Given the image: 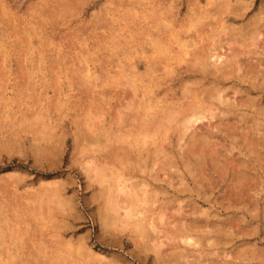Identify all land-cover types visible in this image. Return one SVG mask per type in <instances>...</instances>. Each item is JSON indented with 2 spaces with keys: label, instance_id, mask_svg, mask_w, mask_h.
Instances as JSON below:
<instances>
[{
  "label": "rangeland",
  "instance_id": "obj_1",
  "mask_svg": "<svg viewBox=\"0 0 264 264\" xmlns=\"http://www.w3.org/2000/svg\"><path fill=\"white\" fill-rule=\"evenodd\" d=\"M167 1L0 0V264H75L74 256L79 249L82 253H91V256L83 257L82 262L77 264L264 263V134H261L264 130H259L260 126L264 128L263 115L255 118L252 113H247L244 120L239 115L245 112L237 109L236 116L228 120L218 118L212 121L223 123L224 127L228 126L227 122H230L229 125L235 123L236 130L230 132L223 129L220 132L204 128L200 132L211 136L208 138V150L213 151L212 156L228 168L225 167L224 172L220 170L221 175L211 174V180H205L199 187L188 173L190 161L186 147L181 148L176 137L166 149L169 150L166 154L172 156L171 168L155 166V159H160L157 163L162 161L163 154L156 157L154 147L149 154L140 153V148L134 149L118 138L119 128L123 126L118 122L119 113L126 103L124 90L130 89V93L134 90L125 86L126 78L123 76L130 75L129 66L132 63L136 67L139 64L138 70L143 68L144 52L152 56L150 43L158 32L156 30L164 29L168 24L166 18L177 11L171 9V1ZM178 2L182 3L178 6L180 18H185L194 4L203 9L205 5L207 9L212 7L207 5L210 0L198 1L200 5L194 0ZM260 8L258 0L254 10L248 13L247 20L251 17L254 20L256 15L262 14ZM208 17L210 21L212 18ZM240 25L241 22L237 24ZM262 34L264 36V31ZM263 40L264 37H261L257 45L248 50L251 56L238 58L239 65L237 62L231 64L230 71L236 64L233 73L238 77L232 78L233 75L230 78L232 81L226 85H229L228 97L233 101L247 96L251 90L248 89L251 88L250 79L264 75ZM173 47L177 48L176 45ZM230 49L229 46L224 47L222 55L231 58ZM168 50L173 52L172 48L166 49L154 57H159L162 62L170 54ZM176 54L177 51L171 55ZM171 63L172 69H178L175 74L165 75L168 72L162 68L158 79L161 86L157 89V100L163 102V99H168L164 103L166 105L171 104L174 96H182L186 85H182V81L187 80L189 75L185 74L184 65L180 67L174 60ZM239 77L242 79L239 80ZM256 95L258 92L253 97ZM258 106L264 108V102L258 103ZM88 124L95 127L90 129ZM245 127H248L247 130ZM96 129L100 132L94 135ZM42 135L46 140L41 143L38 139ZM100 137L109 143H103ZM93 140L100 142L98 153L92 149L96 146ZM248 143L255 146L248 147ZM90 145L93 147L88 148ZM107 159L111 163L114 160L115 164ZM91 162L93 168L98 169L99 166L98 170L102 167L111 172L122 170L130 184L141 183L138 187L147 189L148 207H152L155 213L159 234H153L148 242L140 237L133 222L129 226V222L126 225V221L119 219L120 222L113 220L104 224L103 186L94 182V178L89 179L91 176L87 171L92 168ZM239 171L252 175L254 179L250 184L256 187L244 191V194L238 188L240 198L231 193L233 186L230 185ZM92 174L96 175V172ZM53 190H59L57 198H54ZM164 215L166 218L162 223L160 218ZM16 218L19 219L16 221ZM187 231H192L189 233L194 239L200 238V244L193 246L181 241V235ZM165 236L173 241L166 240ZM164 241L168 244L159 253L154 245L160 246Z\"/></svg>",
  "mask_w": 264,
  "mask_h": 264
},
{
  "label": "bare ground",
  "instance_id": "obj_2",
  "mask_svg": "<svg viewBox=\"0 0 264 264\" xmlns=\"http://www.w3.org/2000/svg\"><path fill=\"white\" fill-rule=\"evenodd\" d=\"M168 1H171L170 8L174 9V10L176 9L177 11L176 12L175 11L171 12L169 14L170 16L166 18L165 22L168 23V24L165 23L166 25H165L164 29L156 30L158 32L152 38L151 43H150L151 50L149 49L152 52V56H147L148 53L144 52L145 56H143V61L141 62L142 64L140 63L141 65H143L142 66L143 68L140 69L141 68L140 67L139 70H138L139 64H138V67H136L137 65L135 63H132L129 66V68L131 67L130 68V72H131L130 75H125L124 74V76H123L124 78H126V81H125L126 85L125 86L128 87V88H132L134 90L131 93L129 92L130 89L129 90L128 89L124 90V93H125V96H126L125 97L126 100L125 99L124 100L126 101V103L123 104L124 110L121 113H119L121 115V117H120V120L118 119V122L120 121L123 124V126H121V128H119V130H120L119 134L120 135H118L119 136L118 138L122 142H126L130 147H132L134 149L137 148V147L140 148L141 149L140 153L141 152H143V153L147 152L149 154V152L151 153V148L154 147L155 150H156V153H157V154H155V156L156 155L159 156L160 154H163V156H162L163 160L162 161L157 163V160H160V159H158V158L155 159V161H154L155 166H157V165L160 166V167L161 166H163V167L169 166L171 168V166L173 165L171 163L172 156L170 154H166L167 151H169V150H166V149L168 148L169 145L170 146L172 145V142H174V139L176 137L178 145L181 148H183L184 146L186 147V149H185L186 151L185 150L184 151L186 153L188 152L187 156H188L189 161H190V163L188 164L189 165L188 166V173H189V175H191L193 182L196 185H198V187H199V185L202 186V184H203V182L205 180H207V181L211 180V178H212V176L210 177L211 174L219 173L220 170L221 171L225 170V167H227L224 164H222V162H220V160H218L217 157L215 158V156L214 157L212 156V152L213 151H209L208 150V138H211V136H208L206 134L207 132L205 133V135L200 134V132L204 128H208V130H210V131H211V129H216V130H220V132H221V130L223 131V129L224 130L225 129L226 130H230V132L236 130L237 129V127H236L237 125L234 122H233L234 124H232V122H231L230 125H229L230 122H227L228 126L224 127L222 122H219V123H222V124H218V122H213L212 123V121H214V119L217 121L218 118H223V119H227L228 120L231 117L236 116V114L239 112L238 111L236 113L237 109L240 110L241 112H245V113H241L239 115L244 120H245V117H247V113L248 114L252 113L253 117H255V118H258V117L260 118L261 115L264 116V108L258 106V103H263L264 102L263 101L264 97L262 95V94H264V75H261V77H259L260 76L259 75L258 78H257V76H255L254 77L255 80H251V79L249 80L252 83H251V88H248V89H251V90H249V93L247 94V96L246 97H242L240 99V101H238L237 98L234 101H233V99L229 98L228 97V93H227L229 91L228 88H227L229 85L226 87L227 83H229L230 80H231L230 78L234 75V73H233L234 72V67H236V64H235L234 66H232L233 67V71H230L231 70L230 69L231 68V64L237 62V59L238 58L240 59V57H242V56L243 57L249 56L250 54H248V53H251V52H248V50L251 47L256 46L257 42H259L260 38L264 37L263 34H262V32L264 31V30H262L263 27H264V0H260V4L262 6V8H260V9L263 12L262 13L263 15L259 14V16H258L254 12L255 15H256V18L254 20H253V17H251L252 15L249 16L251 18L248 19V20H247V17H248V13L250 11L254 10V8L256 7V4H257L258 0H210V2L207 3V5H212L211 9L205 8L206 5L204 6V9H203L202 7L199 8L197 6V4H194L196 7L193 6L192 10L188 9L189 10V14L186 15L185 18H180L181 15L178 14V6L180 7L182 5V3L178 2V0H168ZM194 1H196V2L199 1L200 2L201 0H194ZM138 3H140V2H138ZM190 5H192V2H191ZM190 5H188V6L190 7ZM199 5H200V3H199ZM195 9H196V11H195ZM198 9H199L200 12L197 13ZM208 16H210L214 20L211 19L212 22H211V20L210 21L207 20L209 18ZM240 22H241V25L237 26V24L240 23ZM161 25H162V23H161ZM210 29H212V30L210 31ZM205 35H207V36H205ZM149 42H150V40H149ZM230 42H231V44H230ZM172 43H173V45H176L177 48H174ZM231 45H233L235 47L233 48ZM226 46L231 47V49H230L231 52H232L231 53L232 54L231 58H228V57H225L224 55H222V53H223L222 50H224V47H226ZM170 48H172L173 52H170L168 50L170 52V54L167 51L169 55L166 58H164L162 62H160V59H158L159 57H156V58L154 57V56H156L155 54L162 53L166 49H170ZM175 51H177V54L175 56L171 55ZM128 58H130V57H128ZM173 60L175 62H177L180 67L184 65V67H186V73L185 74L188 73L189 75L187 77L188 78L187 80L182 81V85L186 84L183 87L184 88L183 94L181 92L182 96L181 95H179L177 97L174 96L173 98H171L172 99L171 100V104L166 105L164 103L167 102L168 99L167 100H165L166 98L163 99V102L157 100V98H158V93L157 92H159V91H157V89L159 88V86H161V83L160 82L158 83V79H160L159 78L160 77L159 72L163 68L164 71L166 70L168 72L165 75L169 76V75H171L173 73L175 74V71H177L178 69L175 68L176 67L175 66L176 63L174 64V68L175 69H172L173 67H172V63L171 62ZM254 61H255V59H254ZM161 63H163V65H161ZM237 64H238V62H237ZM82 65H84V64H82ZM256 66H257V64H256ZM254 70H256V69H254ZM258 73H260V72H258ZM238 76H240V74H238ZM236 77L237 76L234 75V77H232V78H236ZM246 77H249V76L247 75ZM240 79H242V77H239V80ZM119 82H121V81H119ZM190 82L192 83L191 85H190ZM162 84H163V82H162ZM260 85L263 86V88H261ZM240 86H241V84H240ZM239 88H241V87H238V89ZM240 91H241V89H240ZM240 91L236 92V90H235L236 93H239ZM256 92H258V96L256 95L257 97H253V94L256 93ZM127 93H129V94H127ZM245 93H246V91H245ZM160 95L161 94H159V96ZM238 95H240V94H238ZM236 97H238V96H236ZM117 109H119V108H117ZM119 110L121 111V108ZM37 116L39 117V115H37ZM32 117L34 118V116H32ZM0 118H2V117H0ZM26 119H28V118H26ZM92 119L93 118H91V123L93 121ZM234 119H236V118H234ZM35 121H37V123H38V120H35ZM205 121H208L207 125L205 124ZM40 122H42V120ZM87 122H89V121H87ZM118 122H116V125H117ZM256 123H258V122H256ZM44 124H46V123L44 122ZM44 124L42 123V125H44ZM93 124H95V123H93ZM104 124H105V122H104ZM112 124H115V123L113 122ZM199 124H202V126L198 127V126H200ZM98 125H99V123H98ZM222 125H223V127H222ZM88 126H90L89 128L91 129V128H93L92 126H94V125L88 124ZM44 127H45V125H44ZM247 128H246V130H247ZM259 130L263 131L264 128L263 127L261 128V126H260ZM97 131H98V129L93 131L94 135H96ZM260 131H258V132H260ZM91 132H92V130H91ZM99 132L100 131H98V133ZM114 133L116 134V132H114ZM224 133H225V131H224ZM105 134H108V133H105ZM208 134H209V131H208ZM261 134H264V133H261ZM39 135H41V134L39 133ZM44 135H45V133H44ZM245 135H247V134L245 133ZM113 136L115 137V135H113ZM263 136L261 135V137H263ZM43 137H39V139H38V140L41 141V143H42L43 140H46L45 136H43ZM101 137H100V139L103 140V138H101ZM116 137H117V135H116ZM94 138H96V137H94ZM95 140H97V138ZM95 140H93V141H95ZM248 140L251 141L252 139L251 140L248 139ZM220 141H221V139H220ZM92 142H88V143L89 144H93ZM98 142L95 141L94 143H96V146H95V148H92L93 150H95V153H98L100 151V146H99L100 142L99 143ZM104 142L105 141L103 140V143ZM106 143H109V141H106L105 144ZM105 144H103L101 146L104 147ZM221 144L222 143H220L219 145H221ZM109 145L112 148L111 144H109ZM214 145H216V144H214ZM248 145L247 146L250 147V146H253L254 144L248 143ZM91 146L92 145L88 146V148H90ZM31 148H33V147H31ZM105 149H106V147H105ZM93 150H92V153H94ZM146 150H148V151H146ZM45 151L47 152V150H45ZM89 151H90V149H89ZM103 151H106V150H103ZM49 152H50V150H49ZM189 154H191V155H189ZM214 154H216V153L214 152ZM114 155H115V153H114ZM127 155H128V153H127ZM141 155H143V154H141ZM89 156H90V158H91V156L93 157V155H89ZM110 157H112V156H110ZM97 159L98 158H96V160ZM104 159H106V158H104ZM85 161H87V160H85ZM94 161H95V159H94ZM87 162H89V161H87ZM93 162H91V167H92V163ZM96 162L97 161H95V164H96ZM108 162H110V160H108ZM113 162L114 163H111V164H115L114 160H113ZM102 164H100V166ZM191 165H193V167ZM108 166L106 165L105 167H108ZM93 167H94V165H93ZM93 167L90 168L87 172L90 173V176H91L89 179L94 178V180H93L94 182H96L97 184L101 183L102 186H103L102 187V192H103V195L105 196V198L103 197L105 199V203H104L105 214H103L104 215V220H105L104 224L107 223V222L110 223V221H113V220L115 221V223H116V221L120 222L119 219H121V221H126L125 222L126 225H127V222H129V223L133 222L134 226H136L137 230L139 231V233L141 235V236L140 235L139 236L142 237L143 240L146 239L148 242H149V239L154 236L153 234H156V233L159 234L158 233V229L159 228H158V225H157V222H156L155 213H153V209H151L152 207H148L149 204H150V201L147 198L148 197L147 189L146 190H144V189L141 190L142 186L140 188L138 187L141 183L140 184H130V180L128 178H126L127 176L124 175L122 170H121V172L119 170L111 172L110 169H104V167H102L103 169L100 168L101 170H98L99 166H98V169L97 168H93ZM190 167H192V168H190ZM260 167H261V164H260ZM260 167H259V169H260ZM113 168H114V166H113ZM245 168L247 170V166H245ZM249 169H250V167H249ZM231 170H232V168H231ZM227 171H228V169H227ZM235 171H236V169H235ZM240 171L236 172V174L234 175V178L232 179V184H230L231 187L233 186V188L231 190V193L235 197L236 196H238V197L240 196L238 194L239 193V190H237L238 188H240L241 193H243L244 191H246V192L247 191H251V190H253V188H256L254 185L250 184L253 181V179H254L253 177H251L252 175L248 176V175L244 174L245 172H240ZM93 172H96V175H93L92 174ZM222 172H224V171H222ZM250 172H253V171L251 170ZM91 174L93 175V177H92ZM254 174H255V172H254ZM220 177H222V176H220ZM225 177H223V178L225 179ZM228 177H229V175H228ZM149 179H151V178H149ZM153 179H155V178H153ZM259 179H260V177H259ZM212 180H214V179H212ZM183 181H185V180H183ZM200 188L204 189L205 187L204 188L200 187ZM188 189H190V188H188ZM212 189H214V188H212ZM257 189H255V190H257ZM53 191H54L53 192L54 198H57L56 196L59 195L58 194L59 190H53ZM187 191H189V190H187ZM230 194H229V197H230ZM60 195H62V194H60ZM239 198H238V200H239ZM253 198H255V197H253ZM245 204H247V202ZM146 207H147V209H146ZM199 207H201V205H199ZM181 210H179V211H181ZM176 212H178V211H176ZM208 212H209V210H208ZM160 215H163V214L161 213ZM177 215H178V213H177ZM13 216L14 215H12V217ZM192 216H193V214H192ZM164 218H166L165 215L160 218L162 223H163ZM203 218H201V219H203ZM18 219L19 218H16V221ZM10 220H11V218H10ZM3 224H5V223H3ZM130 225H131V223L129 224V226ZM9 226H12V225H9ZM184 226H185V224H184ZM199 228L201 229V227H199ZM196 229H198V228H196ZM184 231H185V229H184ZM189 232H192V231L183 232V234L181 233L182 235L180 234L182 236V237H180L181 241H183L185 244H190V245L193 244V246L197 245V244H200L201 239L200 238L194 239L193 235L191 233H189ZM169 235H171V234H169ZM175 236H172V237H175ZM164 238L166 240H169L170 242L173 241L172 238H166V236ZM153 241L155 243V240H153ZM158 241L160 242L159 239H158ZM202 241H203V239H202ZM166 242L164 241V243H161L160 246L154 245V248L158 249L157 251L159 253H161L163 247L165 246V244L166 245L168 244ZM137 243H138V241H137ZM147 247L148 246H147V243H146V248ZM148 249L149 248H147V250ZM176 252H177V249H176ZM183 253H184V251L182 252V254ZM224 253H225V251H224ZM90 254L91 253H88V252L87 253H82V251H80V249H79V252L74 256V258H76V259H75V261L74 260L73 261L76 262L75 264H77V262H82V260H83L82 258L83 257H87V256L90 257L91 256ZM177 255H175V256H177ZM231 256H233V255H231ZM179 259H181V258H179ZM232 259L234 260V258H232Z\"/></svg>",
  "mask_w": 264,
  "mask_h": 264
}]
</instances>
